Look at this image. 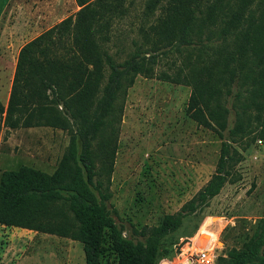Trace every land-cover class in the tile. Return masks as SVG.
Wrapping results in <instances>:
<instances>
[{"label": "trees", "instance_id": "obj_1", "mask_svg": "<svg viewBox=\"0 0 264 264\" xmlns=\"http://www.w3.org/2000/svg\"><path fill=\"white\" fill-rule=\"evenodd\" d=\"M74 1L73 14L22 45L7 106L0 102L8 127L60 128L69 143L51 173L29 165L1 172L0 225L78 241L84 264H101L106 252L115 264H159L178 252L184 219L220 193L241 160L230 142L246 148L264 138V0H143L122 60L111 44L135 0ZM167 56L175 71L157 74ZM139 75L190 86L189 116L228 140L210 179L157 225L134 228L136 240L108 202L124 103ZM214 264H264V213Z\"/></svg>", "mask_w": 264, "mask_h": 264}, {"label": "rangeland", "instance_id": "obj_2", "mask_svg": "<svg viewBox=\"0 0 264 264\" xmlns=\"http://www.w3.org/2000/svg\"><path fill=\"white\" fill-rule=\"evenodd\" d=\"M15 1L8 2L10 6H7L3 25H21L25 28L22 29L23 35L12 36L9 31L2 38L8 45L15 40L20 47L34 37L32 32L47 27L39 24L34 31L30 29L36 23L34 19L47 15L42 11L44 6L37 7L38 0H18L22 1L27 12L22 13V19L17 22ZM61 2L65 10L54 7L58 15L54 21L76 11L74 0ZM142 4L143 0H135L129 17L117 25L118 31L123 32L122 39H114L111 44L113 53H118L117 60L125 58L132 49L130 40L136 37L137 23L131 25L130 21ZM28 29L30 34H26ZM13 46L11 44V49ZM0 56H5L8 63L17 57L8 52H0ZM173 59L174 56L161 57L156 66L157 74L161 71L172 74L175 71L171 65ZM0 75L7 79V82L0 83V102L6 107L12 67L3 68L0 63ZM190 93V86L157 76L146 78L139 75L128 89L108 202L115 222L124 229L126 236L142 239L132 235L134 228L157 225L164 214L180 210L216 171L221 144L228 140V132L225 131L221 138L214 130L199 125L189 116ZM2 117L0 167L17 169L29 165L53 172L69 143L68 132L49 126L10 128L3 123ZM233 121L231 111L229 127ZM230 143L242 158L235 163L220 193L201 211L184 219L178 232L179 250L169 256L171 264H190L189 261L199 264L195 252L200 249H195V245L198 248L210 246L216 256L230 246H239L242 235L251 232L264 213V138L250 142L246 148L242 143ZM188 255L186 262L185 256ZM84 263L83 247L78 241L0 225V264ZM101 264H115L113 254L106 252ZM159 264L168 263L162 259Z\"/></svg>", "mask_w": 264, "mask_h": 264}, {"label": "crops", "instance_id": "obj_3", "mask_svg": "<svg viewBox=\"0 0 264 264\" xmlns=\"http://www.w3.org/2000/svg\"><path fill=\"white\" fill-rule=\"evenodd\" d=\"M9 1L10 0H0V52H6V53L8 52V53H10L12 55V57L13 56L15 57L16 55H18V52H19V50H20V48L22 47L23 44L20 47H17V45H16L17 42L14 40L11 43L12 45L14 44V46L11 49V44H9V45L6 44V41L2 37L7 36V33L9 31H10V35H12V36L23 35L22 29H25V28H23V26H21V25H17L16 23L12 27L5 26V24L3 25L4 16H6L5 13H6V10H7V6L10 4V3L8 4ZM38 2L39 3L37 5V7L38 6L40 7L41 5L44 6L42 11H45L47 16L41 17V15H40L39 18L34 19L36 23L34 24V27H30V29L32 31H34V28H39V24L47 25V27H45L42 30L40 29L39 31L32 32V34H34V37L39 35L43 31L47 30L48 28H50L51 26H53L54 24H56L57 22L61 21L63 18H65V17H67L69 15V13H68V14H66L63 17L58 18L57 21H54L55 17H58L57 10H55L54 7H58L59 6L60 8L64 9L63 8L64 4L61 2V0H58V1L57 0H38ZM75 4H76V2H75ZM72 7L74 8L73 5H72ZM14 8H15L14 10L16 11V13H18V14H15L16 21L18 22L23 17L22 13L24 14V12H27V11L24 10L22 1L20 2L18 0L15 1ZM78 8H79V6L76 4V10ZM65 12H67V10ZM37 13H38V11H37ZM20 28H21V31L19 32L18 30H20ZM31 30L27 31L28 33H26V34H30ZM34 37H32V38H34ZM15 47H16V49H15ZM16 60H17V57L14 58V60L12 62L10 61L8 63L7 58L5 56L4 57L0 56V63H1L3 68H4V66L5 67L6 66H11L12 67V76H11V79L8 81L9 87H8L7 102H8V99H9V92H10V88H11L13 74H14V71H15ZM5 82H7V79L5 80L3 75H0V83H5ZM6 103H5V106H6ZM5 160H7V159L5 158ZM3 170H6V169L4 167H2V168L0 167V174H1V172ZM3 227H5V226L3 225ZM10 228H19V227H10ZM22 229H24V228H22ZM167 260H169V259H164V261H167ZM169 261H171V260H169Z\"/></svg>", "mask_w": 264, "mask_h": 264}, {"label": "built area", "instance_id": "obj_4", "mask_svg": "<svg viewBox=\"0 0 264 264\" xmlns=\"http://www.w3.org/2000/svg\"><path fill=\"white\" fill-rule=\"evenodd\" d=\"M195 255L198 259L199 264H214L215 259H216V254L214 253V249L211 248L210 246L207 248L200 249L199 251L195 252ZM186 262L187 259L189 258L188 256H185ZM168 264H171V261L167 260L166 261ZM188 264V262L186 263ZM190 264H194L190 261Z\"/></svg>", "mask_w": 264, "mask_h": 264}, {"label": "bare ground", "instance_id": "obj_5", "mask_svg": "<svg viewBox=\"0 0 264 264\" xmlns=\"http://www.w3.org/2000/svg\"><path fill=\"white\" fill-rule=\"evenodd\" d=\"M204 248H207V247H204ZM195 249H203V248H198V247H196V245H195Z\"/></svg>", "mask_w": 264, "mask_h": 264}, {"label": "water", "instance_id": "obj_6", "mask_svg": "<svg viewBox=\"0 0 264 264\" xmlns=\"http://www.w3.org/2000/svg\"><path fill=\"white\" fill-rule=\"evenodd\" d=\"M190 262V261H189Z\"/></svg>", "mask_w": 264, "mask_h": 264}]
</instances>
